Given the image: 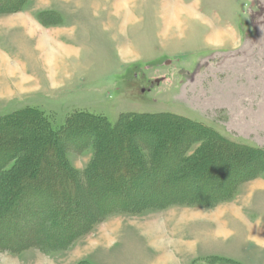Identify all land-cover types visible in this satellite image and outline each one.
<instances>
[{"label": "rangeland", "instance_id": "rangeland-1", "mask_svg": "<svg viewBox=\"0 0 264 264\" xmlns=\"http://www.w3.org/2000/svg\"><path fill=\"white\" fill-rule=\"evenodd\" d=\"M40 43L52 51L50 62ZM0 54L16 69H0V117L36 107L59 127L76 111L103 115L112 124L127 112L173 111L264 149V0H25L15 11L0 12ZM147 127L153 152L164 150L158 158L164 168L130 169L133 178L122 186L115 182L126 176L124 164L137 158L131 145L148 144L141 132L121 126L108 133L98 141L94 162L91 133L59 138L78 187L72 193L63 186L71 197L62 199L66 171L57 173V154L43 148L35 163V151L16 143L25 154L0 180L2 198L52 177L57 195L45 183L49 202L41 210L30 193L18 205L12 198L0 203V264H264V170L239 168L238 159L225 158L230 152L204 147L194 171L187 172L165 153L169 132ZM2 131L0 138L7 137ZM22 141L38 152L36 140ZM199 145L190 144L188 153ZM10 151L1 145L0 160L13 158ZM201 165L218 167L203 171ZM226 178L241 180L228 198L215 200L211 190L226 189ZM16 188L19 193L12 192ZM166 197L176 201L163 204ZM122 204L133 210L114 206L101 215ZM58 205L65 213H57ZM94 217L85 233L65 245H38L64 241ZM252 230L259 238H248ZM26 238L34 242L10 250Z\"/></svg>", "mask_w": 264, "mask_h": 264}, {"label": "trees", "instance_id": "trees-1", "mask_svg": "<svg viewBox=\"0 0 264 264\" xmlns=\"http://www.w3.org/2000/svg\"><path fill=\"white\" fill-rule=\"evenodd\" d=\"M24 2L25 0H0V12L3 13L6 11H15L18 8H20ZM25 115H29V116H26V118H24ZM17 119H20V121ZM149 124L153 126L152 128L154 127L156 129L162 128V130L169 132V135H171L170 138L172 139L170 140L169 146H167L165 153H167L168 156L171 155L172 159L173 158L175 159V160L173 159V162L175 163L177 162V164H179L180 166H184L187 172L194 171L196 161H193V160L197 156L200 155L203 149H206L207 147H209L213 151L223 152L225 156L227 155L226 153L230 152L231 154H229L225 158L232 159L234 157L235 160L238 159L237 164H240L239 168L240 167L241 168L242 167H253L254 171H256L259 168H262L261 169L262 171L264 170L262 166L263 165L262 162L264 160V149L263 148L253 146L247 143L245 144V143L235 142L229 137H226L216 127L212 126L211 124H206V122L198 120L184 113L173 112V111H166V112H159V113L127 112V113L121 114L119 118L117 119V121L112 124L103 115L93 114L87 111H76L68 116L65 124L59 127H55L51 124V118L49 117V115L46 114L43 110H40L36 107H27L21 110H17L13 114L0 117V130L1 129L3 130L2 136L6 135L5 133H8L7 137L0 138V146L1 145L8 146L11 150L10 152H13V151L15 152V156L13 158L9 157L5 159V157L2 155L3 157L0 160V180L5 179L11 174V171L18 165V158H21L25 154V152L23 153L22 152L20 153V151L18 152V150L20 149L17 148V145H21V146L25 145L29 149L28 150L29 152L27 153H31V151L33 153L35 151V158H34L35 163L38 160L37 157H39V154L43 148L51 149L52 151H54V153L57 154L60 160V165H59L60 169L57 171V173L58 172L65 173L66 171L64 175L66 176L65 182H63L60 185L61 191L60 193L58 192L59 199H62L63 197L65 198L71 197V194H70L71 191L72 193H74L77 191L76 189L78 188L77 183L75 182L76 177L72 175L73 172L71 170H70V173H68L69 166L65 162L64 156L62 154V149H61L62 147L60 146L61 144L58 143L59 138L64 140L66 139V136L67 137L68 135L72 136L73 133H74L73 136L79 137L80 136L79 130L84 133L86 132L85 135L88 133H91L92 137L90 139L89 144L92 143V145H94V150H95V157L93 160L94 162L98 156L97 155L98 154V141L102 142L103 140H105L108 133L110 134L122 126V128L126 129L130 133L141 132L142 136L146 137V136H149L148 135L149 132L151 133L153 131L151 128L147 127ZM187 131H189V133H191L193 136L190 135L191 137L188 138ZM177 136L181 137V139L178 141L176 140ZM146 138L148 142L147 145L148 146L151 145L152 144V142L150 141L151 138L150 137H146ZM14 140H18V141L14 142ZM22 140H30V141L36 140L37 142L36 144L37 145L40 144L38 148V152L36 148H32L34 146H31V144H29L27 141H26L27 142L26 144ZM173 142L177 143V145L175 146V143ZM188 142L190 143L188 144ZM196 142H199L200 144L199 147H197L191 153H188L189 152L188 148L190 147V144H192L193 146V144ZM147 145L143 146L142 144H137V143H134L131 145L134 151L136 152L137 158L135 160L132 158V161H130L128 165L124 164L123 171L126 174V176L124 177L121 176L120 181L115 182L116 184H119L120 186H122L124 185V183H128L130 180H132L133 178L132 171H130V169H133V170L136 169V172H137V170H139L140 168H141L140 170L143 169V171L145 170L148 171V169L149 170L153 169L154 171V169L159 166L162 169L164 168L163 167L164 165L162 164L165 163V161L162 163V159H158L160 158L159 155L161 156L164 155V150H163V153H160V154L159 152L154 153L152 150V146L148 147ZM201 155L200 157H202ZM12 160H14L15 164H13V166L10 168L9 171H6L7 170L6 167L10 164ZM40 161L43 162V160H40ZM221 161L222 159L219 158L215 163H221ZM201 166H202L201 169L203 171H206V170L211 171L214 168L218 167V166L214 167V165H211L210 167L208 165H201ZM235 169L236 167L233 168L232 170L235 171ZM233 171L230 172V175H233L234 173ZM227 174L228 173H226V176L230 177V175H227ZM56 177L58 178V174ZM13 179L16 180V178H13ZM52 179L45 182L48 184L46 185V189H48L49 192H50V187H52L51 185ZM15 180L14 181L11 180V181L15 182ZM239 180L241 179L236 180V178H233V179L226 178V181H227L226 189L220 188L222 189V191L216 194H215V192H217L216 190H211L212 192L210 193V196L214 197L215 200H221L225 197L228 198L233 190V187L235 186V184H237ZM8 181L9 180H7L6 183H8ZM45 183L36 179V182L31 181L28 184H24V186H22L24 189L20 193L18 191L19 189L17 188L12 190V192H15V193L18 192L19 195L17 196L15 195V197L10 196V198H6L7 200L2 198L3 194L1 193L0 203H4L5 201L4 204H9L11 202L10 199L12 198V204L18 205L20 202L22 203L21 200L24 199V197H29V193H30V194H33L32 197H29L30 202L32 200L34 202L32 204H37V206L41 210L45 207L43 205V201L45 202L44 204L46 203L48 204L49 202V197L41 189ZM65 185L67 187L72 188V190L66 191L67 189L63 188V186ZM51 191H53L54 195L55 194L57 195L56 186L52 187ZM97 195H98V198H96V200L101 199V196L99 194ZM54 197L55 199H57L56 196ZM188 200H191V199H188ZM175 201L176 200H174L172 197H166L163 204L164 203L165 204L174 203ZM205 201L207 200L204 199V203H199V204L205 205ZM124 205L125 204H122V206L113 205V208L112 206H110V209L108 210L102 209L103 213L101 215L105 216L107 215V213H112L110 211L114 209V206L117 207L115 209H124L123 207ZM53 207L54 209L57 208V206H53ZM60 207L61 206L57 208L58 209L57 213L58 212L65 213L64 209ZM131 207L133 206L129 205L125 208L128 211H132L133 208ZM12 209L13 207L9 206V209L5 213L10 212ZM67 213L71 215L74 212L69 210ZM101 215H98L97 217ZM39 216H41V213L39 214ZM47 217H48V214H47ZM97 217L91 218L90 220L86 219L85 221L82 222V225L77 226L75 230L66 233V238H64L65 239L64 241L56 242L55 244H47V243L43 244V242H39L38 245H42V247H46L48 250L61 247L62 245H65L66 243H68L75 236L85 233V231L88 228H90L89 224L92 223L95 219H97ZM24 242L25 243L23 246H18L17 243H14L13 249H10V250L18 251L21 248L31 245L32 242L34 241H31L30 238H26ZM217 259L226 260V259L219 258V257ZM227 260H230V259H227ZM230 261L232 264H240L237 261H233V260H230Z\"/></svg>", "mask_w": 264, "mask_h": 264}, {"label": "bare ground", "instance_id": "bare-ground-1", "mask_svg": "<svg viewBox=\"0 0 264 264\" xmlns=\"http://www.w3.org/2000/svg\"><path fill=\"white\" fill-rule=\"evenodd\" d=\"M119 4H123V2L122 1H120L119 2ZM18 17V16H17ZM171 19H173V17H172V14H170V16L168 17V20H171ZM21 25H23V26H25L26 25V22H24L23 24H21ZM31 29V28H30ZM30 32H31V30H30ZM218 37V35H215V38L214 39H216ZM41 38V37H40ZM42 41V40H41ZM41 49H43L44 50V53H45V57H46V59H47V62L49 61L50 62V57H51V52L52 51H50V50H48V49H46L45 47H44V45H42L41 43H40V46H39ZM48 48V47H47ZM3 69L6 73H14V72H16V69H13V67H11L9 64H8V62H7V60H6V58L2 55V54H0V69Z\"/></svg>", "mask_w": 264, "mask_h": 264}, {"label": "crops", "instance_id": "crops-1", "mask_svg": "<svg viewBox=\"0 0 264 264\" xmlns=\"http://www.w3.org/2000/svg\"><path fill=\"white\" fill-rule=\"evenodd\" d=\"M220 231H221V230H220ZM252 234H255V237H253L254 239L259 238V236H256V234L259 235V233L256 232V231H254V230H252L251 233H250L249 236H248L249 239H251L250 236H251ZM252 241H254V240H252ZM259 241H260V240H258L257 243H258ZM255 242H256V241H255ZM258 244H259V243H258Z\"/></svg>", "mask_w": 264, "mask_h": 264}, {"label": "water", "instance_id": "water-1", "mask_svg": "<svg viewBox=\"0 0 264 264\" xmlns=\"http://www.w3.org/2000/svg\"><path fill=\"white\" fill-rule=\"evenodd\" d=\"M157 81H159V80H157Z\"/></svg>", "mask_w": 264, "mask_h": 264}]
</instances>
